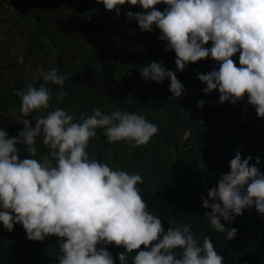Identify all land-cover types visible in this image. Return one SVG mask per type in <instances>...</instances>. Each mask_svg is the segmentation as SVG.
<instances>
[{"label": "clouds", "instance_id": "9594fccd", "mask_svg": "<svg viewBox=\"0 0 264 264\" xmlns=\"http://www.w3.org/2000/svg\"><path fill=\"white\" fill-rule=\"evenodd\" d=\"M108 11L121 15L120 6H139L143 11H127L142 31L160 30L164 51L175 53L177 70L190 63L211 58L219 65L208 73H198L205 94L217 90V103L235 105L244 101L253 106L257 118L264 119V0H96ZM167 7L163 11L157 5ZM211 42V47L206 45ZM239 54V66L233 60ZM23 63V57L19 58ZM45 82L62 86L66 76L57 69H38ZM141 77L157 84L170 80L172 97L185 91L175 72L152 61L142 67ZM23 125L17 137L9 138L0 128V222L12 232L22 225L28 240L58 237L59 264H115L107 246L122 247L120 264H224L209 236L202 245L190 224L165 230L162 220L148 209L138 185L139 173L113 169L92 159L89 141L102 129L109 145L124 143L129 151L147 145L158 127L144 116L116 110L105 114L97 108L79 118L63 108H52L53 94L45 84L28 83L18 90ZM65 93L58 92L60 101ZM204 101H198L202 107ZM51 109V110H50ZM39 112L35 126L27 117ZM46 113V115H43ZM47 148L42 160L36 139ZM17 144H23L28 158L20 159ZM108 155H112L111 149ZM252 156L241 159L239 152L230 161V171L222 174L207 198L205 218L218 233L231 241L235 227L227 228L235 216L253 206L264 215V173L250 164ZM211 201V202H210ZM222 221L224 223H222ZM170 225L172 221H169Z\"/></svg>", "mask_w": 264, "mask_h": 264}, {"label": "trees", "instance_id": "16d2710c", "mask_svg": "<svg viewBox=\"0 0 264 264\" xmlns=\"http://www.w3.org/2000/svg\"><path fill=\"white\" fill-rule=\"evenodd\" d=\"M163 11L164 4L156 6ZM121 15L108 11L96 0H22L13 14L0 0V128L9 138L17 137L23 125L18 90L28 83L45 84L53 94L52 108H63L77 118L89 116L97 108L105 114L120 110L144 116L158 127V133L144 146L129 151L124 143L109 145L102 129L89 141L90 158L110 167L139 173L138 185L149 211L159 216L165 230L170 226L191 225L199 243L209 236L224 264H264V215L255 207L235 216L227 228L238 232L231 241L218 233L205 218L200 197L207 198L222 174L230 171V161L237 152L241 159L252 156L264 173V119L257 118L255 108L244 101L235 105L217 103V90L205 94L198 73L219 67L216 61L190 63L177 70L175 53L164 51L160 30L142 31L127 11H143L139 6H120ZM206 47H211L209 42ZM23 57V63L19 58ZM233 60L239 66V54ZM152 61L175 72L185 91L172 97L170 80L145 81L141 68ZM53 68L66 76L62 86L45 82L38 69ZM65 93L62 100L55 99ZM204 101L202 107L197 102ZM51 110V109H50ZM16 113V116L13 115ZM34 112L27 117L35 126ZM46 115V113H43ZM20 159L28 158L23 144H17ZM36 159L47 154L41 137L36 139ZM111 149L112 155L108 152ZM211 202V201H210ZM169 221H172L170 225ZM222 223H224L222 221ZM107 250L120 264L122 247L109 245ZM58 237L27 239L22 225L8 232L0 222V264H59L56 259ZM135 253L129 254L131 264Z\"/></svg>", "mask_w": 264, "mask_h": 264}, {"label": "rangeland", "instance_id": "374dc122", "mask_svg": "<svg viewBox=\"0 0 264 264\" xmlns=\"http://www.w3.org/2000/svg\"><path fill=\"white\" fill-rule=\"evenodd\" d=\"M6 9L9 14H13L21 6L22 0H5Z\"/></svg>", "mask_w": 264, "mask_h": 264}]
</instances>
